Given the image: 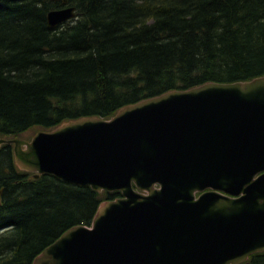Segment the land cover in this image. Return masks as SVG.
Masks as SVG:
<instances>
[{"label":"water","instance_id":"95a60500","mask_svg":"<svg viewBox=\"0 0 264 264\" xmlns=\"http://www.w3.org/2000/svg\"><path fill=\"white\" fill-rule=\"evenodd\" d=\"M75 16L52 9L47 26ZM6 143L34 178L121 194L30 264H240L264 252V74L169 90Z\"/></svg>","mask_w":264,"mask_h":264},{"label":"trees","instance_id":"16d2710c","mask_svg":"<svg viewBox=\"0 0 264 264\" xmlns=\"http://www.w3.org/2000/svg\"><path fill=\"white\" fill-rule=\"evenodd\" d=\"M0 0V137L206 82L264 74V0ZM76 16L48 28L46 14ZM96 192L17 168L0 146V264H30L74 225H90ZM240 264H264V252Z\"/></svg>","mask_w":264,"mask_h":264},{"label":"rangeland","instance_id":"374dc122","mask_svg":"<svg viewBox=\"0 0 264 264\" xmlns=\"http://www.w3.org/2000/svg\"><path fill=\"white\" fill-rule=\"evenodd\" d=\"M41 129L40 127H32V128H29L28 130L20 133L18 136L16 137H19V138H24V139H29L34 132H36L37 130ZM11 138V137H10Z\"/></svg>","mask_w":264,"mask_h":264},{"label":"bare ground","instance_id":"6f19581e","mask_svg":"<svg viewBox=\"0 0 264 264\" xmlns=\"http://www.w3.org/2000/svg\"><path fill=\"white\" fill-rule=\"evenodd\" d=\"M17 1H18V0H17ZM61 1H62V0H61ZM62 2H63V1H62ZM66 2H67V1L63 2V3H64V5L66 4ZM64 7H65V6H64ZM69 7H73V8L75 9V7H74V6H69ZM61 8H62V7H61ZM75 14H76V12H75ZM251 255H252V254H251ZM249 256H250V255H249ZM249 256H248V257H249ZM246 260H247V259H246Z\"/></svg>","mask_w":264,"mask_h":264},{"label":"flooded vegetation","instance_id":"af4514ba","mask_svg":"<svg viewBox=\"0 0 264 264\" xmlns=\"http://www.w3.org/2000/svg\"><path fill=\"white\" fill-rule=\"evenodd\" d=\"M62 3H63V2H62ZM63 4H64V3H63ZM63 7H64V6H63ZM63 7H62V8H63ZM60 8H61V7H60ZM119 196H121V194H120V195H118L117 197H119Z\"/></svg>","mask_w":264,"mask_h":264}]
</instances>
